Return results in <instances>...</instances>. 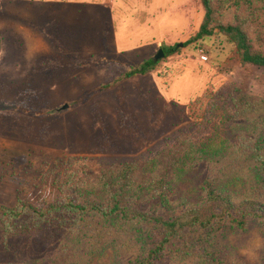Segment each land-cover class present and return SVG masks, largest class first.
Segmentation results:
<instances>
[{
  "label": "rangeland",
  "instance_id": "rangeland-1",
  "mask_svg": "<svg viewBox=\"0 0 264 264\" xmlns=\"http://www.w3.org/2000/svg\"><path fill=\"white\" fill-rule=\"evenodd\" d=\"M204 15L201 0H0V206L54 201L71 156L152 158L194 130L224 85L264 97V67L242 63L226 35L191 40ZM160 50L153 72L53 111ZM235 245L261 264L260 230Z\"/></svg>",
  "mask_w": 264,
  "mask_h": 264
},
{
  "label": "trees",
  "instance_id": "trees-1",
  "mask_svg": "<svg viewBox=\"0 0 264 264\" xmlns=\"http://www.w3.org/2000/svg\"><path fill=\"white\" fill-rule=\"evenodd\" d=\"M201 2L191 40L220 32L242 63L264 67V0ZM159 63L129 66L70 104L87 105ZM213 96L194 130L152 158L71 156L54 201L0 206V264H245L235 239L252 229L264 236V97L233 84Z\"/></svg>",
  "mask_w": 264,
  "mask_h": 264
},
{
  "label": "water",
  "instance_id": "water-1",
  "mask_svg": "<svg viewBox=\"0 0 264 264\" xmlns=\"http://www.w3.org/2000/svg\"><path fill=\"white\" fill-rule=\"evenodd\" d=\"M164 56V53L162 52V50H160V52L155 56L156 59H160ZM71 107V105L69 103H65L62 106L54 109V112H62L65 111L67 109H69Z\"/></svg>",
  "mask_w": 264,
  "mask_h": 264
},
{
  "label": "built area",
  "instance_id": "built-area-1",
  "mask_svg": "<svg viewBox=\"0 0 264 264\" xmlns=\"http://www.w3.org/2000/svg\"><path fill=\"white\" fill-rule=\"evenodd\" d=\"M208 59V57H207V55H202V60H207Z\"/></svg>",
  "mask_w": 264,
  "mask_h": 264
}]
</instances>
